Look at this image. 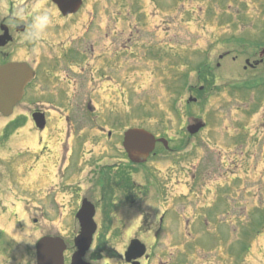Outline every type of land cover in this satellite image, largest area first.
Returning <instances> with one entry per match:
<instances>
[{
  "label": "rangeland",
  "instance_id": "obj_1",
  "mask_svg": "<svg viewBox=\"0 0 264 264\" xmlns=\"http://www.w3.org/2000/svg\"><path fill=\"white\" fill-rule=\"evenodd\" d=\"M110 1L108 5L115 6L109 8L111 12L122 2L124 12L119 16L120 12L115 11L114 16L120 17L118 27L124 30L118 41L121 47L128 45L131 50L122 57L121 98L110 100L103 96L98 108L107 119L119 116L117 124L122 132L130 126H144L168 139L169 146L175 149L169 153L160 149L147 164L135 169L136 175L143 180V176L149 174L159 177L194 174L206 182L201 191H228L239 202L232 211L236 215L232 228L239 231L235 233V244V236L231 243L223 237L230 247L224 250L218 246L211 255L208 250L215 248L195 247L196 254L190 251L196 256L192 257L194 264H264V65L245 68V60L251 63L258 59V53L264 47V0ZM128 10L131 13H126ZM84 11H89V6ZM143 17H147L148 24L146 27L138 25L137 32L136 19ZM107 23L106 43L110 47L115 41L110 29L115 28L111 14ZM129 31L134 32L130 44L126 42ZM228 51V57L219 59ZM201 85L205 92L198 95V105L186 106L190 92L197 93V87ZM79 102L80 99L67 103L59 99L25 97L14 108L11 117L0 115V227L9 225L10 233L14 232L18 238L21 233L22 241L17 239L19 246L13 253L18 256L20 246L25 247L23 264H35L36 237L61 233L71 244L79 230H76L77 221L73 219L68 197L61 199L68 211L63 215L47 208L40 211L36 205L39 187L64 182L68 170L74 167L71 164L65 170L67 165L61 162L63 154L66 164L68 161L86 162L90 158L87 150L75 151L74 148L70 154L69 145L81 135L82 127L89 126L88 113ZM32 105L43 108L46 116L50 114L54 119L50 123L47 120L41 134L30 119ZM176 106L180 111L175 109ZM188 114L201 115L206 123L202 135H183ZM67 116L71 118V124L66 121ZM82 118L85 119L78 127L76 120ZM10 121H13L11 125L8 124ZM6 125L9 126L5 128ZM18 126L21 128L17 129ZM64 126L70 130L69 138ZM50 160L58 161L56 173L49 172L50 178L54 174L55 178L49 181L47 173L40 185L39 177L47 164L51 166ZM143 190L139 194V208L128 212L123 208L113 221L101 214L95 217L97 231L91 248L96 250V256L105 253L122 264L125 239L138 237L155 259L168 262L174 258V262L180 264L186 259L187 248L183 254L185 245L181 249L179 245L173 254L171 246L172 242L184 239L182 228L169 230L164 227L163 232H156L157 224H154L158 221L154 209L159 205L152 206L150 192L147 187ZM222 204L220 199L217 206H210L212 212L219 213L217 210L221 209L217 208H222ZM169 216L171 213L165 215L161 227L168 222ZM223 217L227 223L232 221L230 217ZM150 225L152 233H147ZM154 231L158 236L156 240H153ZM70 255H67L66 264ZM178 255L184 258H178Z\"/></svg>",
  "mask_w": 264,
  "mask_h": 264
},
{
  "label": "flooded vegetation",
  "instance_id": "obj_2",
  "mask_svg": "<svg viewBox=\"0 0 264 264\" xmlns=\"http://www.w3.org/2000/svg\"><path fill=\"white\" fill-rule=\"evenodd\" d=\"M108 3L111 1L81 0V3H78L76 0H0V65L6 62H25L34 71V78L28 84L23 98L59 99L67 103L80 99L79 103L83 104L82 107L88 113L86 119L89 126H85L86 128L81 131L83 135H79L70 144V154L74 152V148L75 151H80L79 147L89 145L87 151L90 158L85 164L71 161L67 163L65 170H68L71 164L74 167L68 170L64 182L40 186L38 209L43 211L47 208L55 214L63 215L67 207L65 203L62 204L61 199L68 197L70 201L67 203L74 214L73 217L86 200L89 210L95 213L94 220L101 214L113 221L124 209L128 212L139 208L138 195L145 186H148L153 190L149 193L152 196V206L155 203L159 205L154 209V213L158 215V223L154 224H157L156 232L163 231L164 227L169 230L182 228L183 243L186 246L184 248L205 242L213 243L220 238L217 222L219 214L231 213L229 211L233 209L231 200L235 199L234 195L228 191L212 192L210 189H207L206 193L201 191L206 182L202 181L201 176L194 174L182 177H143L141 180L140 176L136 175V167L124 159L123 132L120 124H117L120 122L119 116L112 120L107 119L106 114L98 108L103 96L110 100L121 98L119 87L124 82L122 57L124 52L131 50L128 45L123 44V47L119 45L118 39H122L124 30L118 27V18L114 20V31H111L116 39L111 43V47H107V18L113 13L109 8L115 7ZM87 6L89 11H84ZM37 10L48 11L52 23L40 39L27 41L24 35ZM127 12L130 13L131 10ZM135 23L136 26L146 27L147 17H143L142 22L137 18ZM128 35L126 42L130 44L134 32L129 31ZM227 55L225 54L224 58L228 57ZM262 61L259 57L253 60L256 66L263 65ZM37 110L39 109H34L31 113ZM42 112L47 125L46 113ZM84 119L76 122L78 127L82 125ZM66 121H70L71 124L69 116ZM70 128L72 129V126ZM65 129L66 137L69 138L70 130L66 127ZM62 161L64 162V156ZM53 171L46 169L40 175V185L43 184L47 173L49 181L54 179L49 175V172ZM183 189L186 191H182ZM59 196L61 197L58 198ZM220 199L223 200L222 208L217 209L221 210H217L219 213L212 212L213 208L210 206H217ZM167 213H171L172 216H169L168 222L161 227ZM232 216L235 217V214ZM9 227L7 224L0 227V264H23L26 255L24 247L20 246L18 256L13 253V249L19 246L17 239L22 241L21 233L18 238L14 232L10 233ZM77 228L78 225L76 230ZM147 230H152L151 225ZM155 231L153 239L158 237ZM132 239V236L125 239L124 246ZM68 243L65 241L67 246L65 261L73 250L70 247L73 246V237L71 244ZM155 260L157 264L172 262L155 259L149 255L138 262L154 264ZM121 263L126 264L123 258ZM180 264L194 263L193 260L186 258L180 261Z\"/></svg>",
  "mask_w": 264,
  "mask_h": 264
},
{
  "label": "water",
  "instance_id": "obj_3",
  "mask_svg": "<svg viewBox=\"0 0 264 264\" xmlns=\"http://www.w3.org/2000/svg\"><path fill=\"white\" fill-rule=\"evenodd\" d=\"M32 76L33 72L24 63H8L0 66V113L2 116L8 117L12 114L14 106L20 101L23 90ZM32 117L36 126L42 129L45 124L43 115L35 113ZM198 127L191 130V133L196 132ZM159 141L166 144L164 140ZM154 145L153 135L142 129H129L124 134V148L132 162H144ZM93 215L94 211L89 210V206L85 203L76 214L81 231L74 240L77 251L72 255L70 264H85L82 257L91 245L92 235L96 228L92 220ZM65 248L59 239L46 237L39 240L37 243V264H63ZM144 252L143 245L138 241H132L125 252V260L130 262L140 258ZM133 264L138 263L134 262Z\"/></svg>",
  "mask_w": 264,
  "mask_h": 264
},
{
  "label": "clouds",
  "instance_id": "obj_4",
  "mask_svg": "<svg viewBox=\"0 0 264 264\" xmlns=\"http://www.w3.org/2000/svg\"><path fill=\"white\" fill-rule=\"evenodd\" d=\"M52 23V17L46 10H37L32 18L31 22L27 26L24 39L27 41H35L46 32ZM96 250L90 248L85 252L82 259L85 264H120L114 257H109L105 253H100L99 256L95 255Z\"/></svg>",
  "mask_w": 264,
  "mask_h": 264
}]
</instances>
